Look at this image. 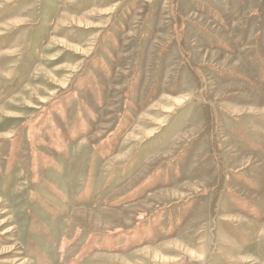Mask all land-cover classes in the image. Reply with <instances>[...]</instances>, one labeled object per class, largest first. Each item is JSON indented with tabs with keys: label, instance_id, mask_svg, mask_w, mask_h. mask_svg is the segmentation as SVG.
Listing matches in <instances>:
<instances>
[{
	"label": "rangeland",
	"instance_id": "374dc122",
	"mask_svg": "<svg viewBox=\"0 0 264 264\" xmlns=\"http://www.w3.org/2000/svg\"><path fill=\"white\" fill-rule=\"evenodd\" d=\"M0 264H264V0H0Z\"/></svg>",
	"mask_w": 264,
	"mask_h": 264
}]
</instances>
